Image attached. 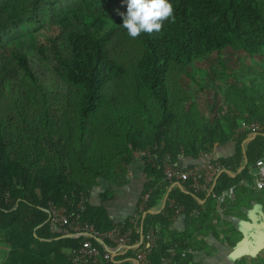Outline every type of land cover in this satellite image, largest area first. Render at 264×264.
<instances>
[{
    "label": "trees",
    "instance_id": "16d2710c",
    "mask_svg": "<svg viewBox=\"0 0 264 264\" xmlns=\"http://www.w3.org/2000/svg\"><path fill=\"white\" fill-rule=\"evenodd\" d=\"M169 2L173 18L132 38L122 26L126 0H0V264H72L69 252L83 238L54 227L48 203L72 217L83 195L80 220L111 230L104 207L87 195L101 184L98 197L112 198L133 162L145 180L137 205L146 193L149 200L143 220L141 213L123 223L134 239L159 226L150 264L170 248L172 264H189L185 250L210 230L229 241L226 226L217 220L218 232L210 221L216 206L264 209V185L256 188L252 175L264 160V134L250 138L245 129L264 125V78L229 74L222 57L229 49L262 69L264 0ZM213 54L221 70L204 71L206 79L196 64ZM224 146L232 153L213 160L211 151ZM166 158L185 170L208 160L222 172L204 193L189 183L171 188ZM171 200L183 207L180 233L169 229ZM142 248L116 253L110 264H130Z\"/></svg>",
    "mask_w": 264,
    "mask_h": 264
},
{
    "label": "built area",
    "instance_id": "2783aa9c",
    "mask_svg": "<svg viewBox=\"0 0 264 264\" xmlns=\"http://www.w3.org/2000/svg\"><path fill=\"white\" fill-rule=\"evenodd\" d=\"M243 129H239L236 133H239ZM245 129L249 131L250 138L256 134H264V125L259 122H254ZM141 155H146V152L141 153ZM161 166L164 180L169 182L171 187H174L175 183H189V188L193 189L196 193L205 192L207 188L212 187L221 173V168L212 165L208 160L194 168L185 170L173 165L166 158L162 161ZM252 175L255 187L258 189L262 188L264 185V160L256 163ZM148 200L149 193L141 197V201L137 205V211L133 212L129 217L132 224L135 220H139L141 213L142 217L146 214L144 210ZM85 202L86 197L82 195L77 204V211L72 217L66 215L63 207L48 203V221L56 228H68L67 230L71 232L69 235L72 238H83L79 247L69 252L72 264H110L113 259L112 254L125 253L133 247L143 248L131 260L132 264H150L149 257L160 240L159 226H156L155 229L150 227L145 234H142V237L139 235L138 239L133 238V230L130 227H126L123 222L117 224L111 230L98 232L92 224L80 220V213L84 211L83 205ZM169 207L173 210V217L182 214L183 207L178 206L175 201L171 200ZM108 244L113 246H109ZM175 256V249L170 248L166 255L160 259L159 264H172Z\"/></svg>",
    "mask_w": 264,
    "mask_h": 264
},
{
    "label": "crops",
    "instance_id": "0c3cea01",
    "mask_svg": "<svg viewBox=\"0 0 264 264\" xmlns=\"http://www.w3.org/2000/svg\"><path fill=\"white\" fill-rule=\"evenodd\" d=\"M231 153L232 149L224 146L223 148H214L209 155L214 160L217 157L227 156ZM142 173V167L137 162H133L127 167L129 182L115 189V194L112 198L102 200L101 197H98V194L103 193L106 188L105 185L100 184L88 192V203L97 200L98 204L104 207L108 218L115 226L124 222L135 211L141 193V185L145 181ZM228 198L229 202L234 199L233 196L230 197L229 195ZM232 203L228 206L232 212L228 211L227 208L225 210L216 206L214 211L209 213L210 221L217 226L218 232L222 231L223 225L226 226L228 232L231 233L230 240H219L212 230L208 231L207 235L200 236L201 238L199 237L196 242L190 244V250H185V253L191 256L189 264H264L263 207H256L255 205L246 214L245 208L242 207L243 205ZM201 205V209L204 211V201L201 202ZM162 208L163 204L161 202L159 208L154 211L159 212ZM169 219L171 221L169 229L180 233L183 230L184 223L182 215ZM217 220L223 224L221 227L217 224ZM238 233L240 234L238 235ZM133 248L128 249L126 252L133 250ZM112 255L114 259L116 253ZM131 260L130 264H132Z\"/></svg>",
    "mask_w": 264,
    "mask_h": 264
},
{
    "label": "clouds",
    "instance_id": "9594fccd",
    "mask_svg": "<svg viewBox=\"0 0 264 264\" xmlns=\"http://www.w3.org/2000/svg\"><path fill=\"white\" fill-rule=\"evenodd\" d=\"M126 5V14H121L122 26L132 38H136L142 32L159 31L165 20L173 18V8L169 0H126ZM181 184L175 183L176 187H180Z\"/></svg>",
    "mask_w": 264,
    "mask_h": 264
},
{
    "label": "rangeland",
    "instance_id": "374dc122",
    "mask_svg": "<svg viewBox=\"0 0 264 264\" xmlns=\"http://www.w3.org/2000/svg\"><path fill=\"white\" fill-rule=\"evenodd\" d=\"M222 57L223 60L225 62V70L229 73V74H233L236 76H241V74H245V78L254 81L255 83H259V81L257 80L256 77V72L260 73V78L261 76L264 78V71H262V69H264V66L262 65V69L261 66L258 64H250L249 62H244L242 59H237L233 53L228 49L222 52ZM256 60H259L258 57H256ZM258 62V61H257ZM197 66H201V70L203 72H201V75L206 77L207 79V75L208 74H214V69L216 68L219 69L217 70L218 73L221 70V64L217 58V56L215 54H213L209 60H206L202 63H197ZM245 68H247L248 70H245ZM204 71H207L208 74H205ZM245 71V72H243ZM216 73V74H218ZM263 73V74H261ZM217 77V76H216ZM215 83L223 85L222 81H217L216 79H214ZM183 83H187L186 81H183ZM206 83H203V85H205ZM194 90H197L198 86L196 85L195 87L191 86ZM198 91V90H197ZM2 250L4 251V248H2ZM0 249V259H2L3 256V251Z\"/></svg>",
    "mask_w": 264,
    "mask_h": 264
},
{
    "label": "water",
    "instance_id": "95a60500",
    "mask_svg": "<svg viewBox=\"0 0 264 264\" xmlns=\"http://www.w3.org/2000/svg\"><path fill=\"white\" fill-rule=\"evenodd\" d=\"M168 192L165 194V196H164V198H163V201H162V204H163V206L165 205V203H166V200H167V198H168ZM145 217V215H143V217L142 218H144ZM142 231L140 232V236L142 237ZM66 237H70V236H66Z\"/></svg>",
    "mask_w": 264,
    "mask_h": 264
}]
</instances>
